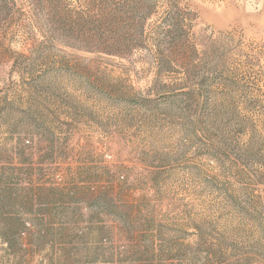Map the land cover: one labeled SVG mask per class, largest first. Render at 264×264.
<instances>
[{
    "label": "rangeland",
    "instance_id": "obj_1",
    "mask_svg": "<svg viewBox=\"0 0 264 264\" xmlns=\"http://www.w3.org/2000/svg\"><path fill=\"white\" fill-rule=\"evenodd\" d=\"M0 264H264V0H0Z\"/></svg>",
    "mask_w": 264,
    "mask_h": 264
}]
</instances>
